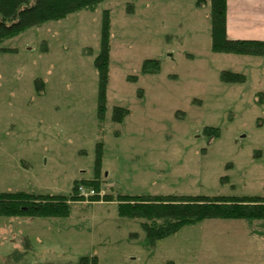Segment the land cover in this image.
Returning a JSON list of instances; mask_svg holds the SVG:
<instances>
[{
  "label": "rangeland",
  "instance_id": "rangeland-1",
  "mask_svg": "<svg viewBox=\"0 0 264 264\" xmlns=\"http://www.w3.org/2000/svg\"><path fill=\"white\" fill-rule=\"evenodd\" d=\"M211 0H103L0 41V191L70 194L67 216L0 215V264H264V219L209 218L151 244L108 192L263 194L264 56L211 48ZM106 111L98 121L103 20ZM146 59L160 71L144 72ZM150 69V68H149ZM223 70L246 75L224 82ZM114 106L129 110L122 122ZM220 129L209 138L205 127ZM101 169L95 172L97 145ZM97 175V176H96ZM226 179V180H225Z\"/></svg>",
  "mask_w": 264,
  "mask_h": 264
},
{
  "label": "trees",
  "instance_id": "trees-1",
  "mask_svg": "<svg viewBox=\"0 0 264 264\" xmlns=\"http://www.w3.org/2000/svg\"><path fill=\"white\" fill-rule=\"evenodd\" d=\"M103 0H0V41L43 22L59 19L83 8H93ZM211 48L215 52L264 56V39H234L227 34V0H211ZM109 16L102 25L101 51L95 58L99 71L98 121L102 123L106 111L109 65ZM159 59H146L144 72L160 71ZM150 68V69H149ZM224 82H245L246 75L233 70H223ZM129 110L114 106L112 119L122 122ZM209 138L220 135V129L205 127ZM102 145H97L95 172L101 169ZM97 176V175H96ZM226 180V179H225ZM86 185L94 192L91 200L100 199L99 180L75 181L72 193H36L24 190L0 191V215L67 216L73 201L81 200L79 185ZM106 201H117L119 215L143 219L147 238L151 244L167 237L183 226L209 218L264 219L263 194H121L108 192ZM79 264H98L96 256H82Z\"/></svg>",
  "mask_w": 264,
  "mask_h": 264
},
{
  "label": "crops",
  "instance_id": "crops-1",
  "mask_svg": "<svg viewBox=\"0 0 264 264\" xmlns=\"http://www.w3.org/2000/svg\"><path fill=\"white\" fill-rule=\"evenodd\" d=\"M227 34L234 39H264V0H227Z\"/></svg>",
  "mask_w": 264,
  "mask_h": 264
},
{
  "label": "built area",
  "instance_id": "built-area-1",
  "mask_svg": "<svg viewBox=\"0 0 264 264\" xmlns=\"http://www.w3.org/2000/svg\"><path fill=\"white\" fill-rule=\"evenodd\" d=\"M93 191V190H92Z\"/></svg>",
  "mask_w": 264,
  "mask_h": 264
}]
</instances>
